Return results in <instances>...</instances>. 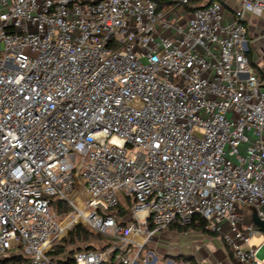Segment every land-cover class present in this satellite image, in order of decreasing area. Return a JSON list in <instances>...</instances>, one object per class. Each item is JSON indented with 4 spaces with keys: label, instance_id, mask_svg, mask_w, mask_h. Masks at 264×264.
<instances>
[{
    "label": "built area",
    "instance_id": "1",
    "mask_svg": "<svg viewBox=\"0 0 264 264\" xmlns=\"http://www.w3.org/2000/svg\"><path fill=\"white\" fill-rule=\"evenodd\" d=\"M186 2L0 0V264H58L79 223L109 242L72 264H150L153 234L196 216L264 264V81L243 22L264 0Z\"/></svg>",
    "mask_w": 264,
    "mask_h": 264
},
{
    "label": "crops",
    "instance_id": "2",
    "mask_svg": "<svg viewBox=\"0 0 264 264\" xmlns=\"http://www.w3.org/2000/svg\"><path fill=\"white\" fill-rule=\"evenodd\" d=\"M209 1L221 2L225 10L231 13L238 7L240 0H199L192 5L195 8ZM171 3L172 0H162V7L167 9ZM190 11L185 9L184 15ZM243 22L247 30V56L250 55L253 70L264 81V19L246 13ZM145 250L153 253L150 264H187L186 257L200 264H237L218 234L194 228L178 229L175 224L155 232L146 243ZM258 255H264V247Z\"/></svg>",
    "mask_w": 264,
    "mask_h": 264
},
{
    "label": "trees",
    "instance_id": "3",
    "mask_svg": "<svg viewBox=\"0 0 264 264\" xmlns=\"http://www.w3.org/2000/svg\"><path fill=\"white\" fill-rule=\"evenodd\" d=\"M196 1H199V0H187L186 3L180 4V5H182L185 9L192 11L196 8L206 6L210 2H212V1H209L206 4H203L199 7L194 8L192 4ZM178 2L179 0H172L173 4H177ZM248 60L251 66H253L254 64H253V61L250 55L248 56ZM175 226H177L178 229L194 228V229H201L204 231H209L206 227V221L198 216L194 217L192 221L187 225H183V226L175 225ZM95 236L98 237V240L103 243V246L100 248L105 247L107 243L109 242V238L104 235L96 234ZM90 237H92V233L88 232V230H86L82 225L76 224L73 226V228L68 232V234L62 240L54 244L53 249L51 250L49 255L51 259L53 261H56L58 264H72V255L77 250L81 249L80 245H78V242H89ZM73 244H77L75 249L67 248L68 245H73ZM85 247L91 248L94 246L87 243V246ZM27 261H28L27 258L20 254H12L8 256L7 258H5L2 264H27ZM185 261L187 264H200L191 257H186ZM103 264H113V262L110 260L109 262H106Z\"/></svg>",
    "mask_w": 264,
    "mask_h": 264
},
{
    "label": "rangeland",
    "instance_id": "4",
    "mask_svg": "<svg viewBox=\"0 0 264 264\" xmlns=\"http://www.w3.org/2000/svg\"><path fill=\"white\" fill-rule=\"evenodd\" d=\"M5 10V8L3 7V6H0V11H4ZM185 20V18H183L182 19V22ZM226 150H228V148H226ZM226 158L227 159H229V160H231V161H234V157L233 156H229V155H226ZM52 209L54 210V211H56L57 209H59L60 211H63L64 209L66 210V207H65V205L63 204V203H60V202H54L53 204H52ZM64 219H65V217L63 216V215H58V220H60V221H64ZM248 222V219L247 218H245V223H247ZM80 225H82L86 230H88L83 224H81V223H79ZM70 231V230H69ZM68 231V232H69ZM88 232H90V233H92V237H90V240H89V242H78V245H80V248H84L85 246H87V243L88 244H91L92 246H94V247H98V248H100V247H102L103 246V243L101 242V241H99L98 240V237H96L95 235V233L94 232H92V231H90V230H88ZM68 234V233H67ZM66 234V235H67ZM65 235V236H66ZM64 236V237H65ZM63 237V238H64ZM62 238V239H63ZM61 239V240H62ZM261 244H263L264 245V234H262L261 236H256V237H253L252 239H251V242H250V245H261ZM76 246H77V244H73V245H68L67 246V248L68 249H70V248H73V249H75L76 248ZM181 262V261H180ZM179 262V263H180ZM173 263H178L177 261H173Z\"/></svg>",
    "mask_w": 264,
    "mask_h": 264
},
{
    "label": "water",
    "instance_id": "5",
    "mask_svg": "<svg viewBox=\"0 0 264 264\" xmlns=\"http://www.w3.org/2000/svg\"><path fill=\"white\" fill-rule=\"evenodd\" d=\"M249 209L251 210V219L252 222L257 226V228L264 233V220H261L257 216V212L254 206H249Z\"/></svg>",
    "mask_w": 264,
    "mask_h": 264
}]
</instances>
